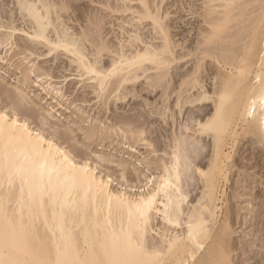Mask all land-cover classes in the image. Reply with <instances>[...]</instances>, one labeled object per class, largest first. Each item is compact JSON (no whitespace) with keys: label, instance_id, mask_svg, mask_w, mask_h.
Returning a JSON list of instances; mask_svg holds the SVG:
<instances>
[{"label":"bare ground","instance_id":"6f19581e","mask_svg":"<svg viewBox=\"0 0 264 264\" xmlns=\"http://www.w3.org/2000/svg\"><path fill=\"white\" fill-rule=\"evenodd\" d=\"M178 4L0 0V46L33 62L21 69L23 85L63 97L49 80L64 84L73 75L88 82L82 102L92 94L108 112L134 101L146 121L95 124L90 138L113 140L109 130L119 125L152 153L162 151L145 159L159 175L132 194L0 109V264H237V224L264 220V205L239 204L252 177L238 160L244 142L264 143V0H203L189 45ZM60 68L76 74L58 76ZM154 119L169 133L165 147L149 136ZM120 166L123 178L138 175ZM235 168L242 173L228 195ZM245 241L242 250L264 264V242Z\"/></svg>","mask_w":264,"mask_h":264},{"label":"rangeland","instance_id":"374dc122","mask_svg":"<svg viewBox=\"0 0 264 264\" xmlns=\"http://www.w3.org/2000/svg\"><path fill=\"white\" fill-rule=\"evenodd\" d=\"M180 2L181 4L183 3V6ZM178 5H180L179 9L182 7V14L184 16L183 22L180 23L181 27L183 26L185 30H187V32L185 31V35H188V43L186 44L189 45V40L196 41V30L192 29L197 24H200L202 20L199 18V12H203V0H179ZM178 5L173 7L172 10H176ZM187 22L194 23L195 25L188 24L186 26L185 23ZM177 39H179V37H177ZM181 40H183V38ZM181 40L179 42H182ZM7 50L9 51L7 52ZM17 51L18 49H16L15 46H0V86L2 89V93L0 90V109L5 110L9 115H17L19 118L26 120L34 130L43 132L56 143L62 145L76 161H87L94 167H97V171L101 172L102 175L112 177L114 180L112 185L113 188L126 189L132 194L135 193V191L138 194V191L140 192L147 189V187H144L147 183V179L158 176L159 171L155 170L154 167H148L145 163V159L158 158V156L162 154V151L158 154L152 153L153 147H148L143 143H136L131 137V134L121 133L119 125L109 130H112V132L114 131V135L112 136L113 140L109 138L104 140L99 136L90 138V128L95 124H100V128H104L105 126H114L119 121L126 118H133L137 121L145 119L146 121L148 115L145 113L147 117L144 118L143 108L135 105V103H133L134 101H131L125 109L113 108L112 110L109 109L107 112V108L105 109V107L101 105L99 99H94V95L92 94L89 96V99H91L90 102H82L80 101L81 97H79V95H82L86 90L85 86L88 82L83 81L78 83L80 79L73 75L70 76L64 84H59V82L64 81V78L49 80V84L52 82L53 86L62 89L63 97L55 94H48L43 90V87H39V84L23 85L20 81L21 69L31 67L33 62L29 64V60H24V55L14 56ZM64 56L65 55L60 56V61L68 60V58ZM32 59H34V56L31 57V60ZM35 63L38 64L39 60H36ZM55 63L56 61L49 62L46 66ZM192 63L193 62H189L185 67H190ZM19 66L20 69H18ZM61 68L58 71V76L76 74ZM31 76L34 80V74ZM71 79L72 81H70ZM45 81L46 80H43L42 84ZM69 82L73 83L72 87L74 89L71 88L70 90L68 89L69 87L67 88V86L71 84ZM47 86L46 84L45 87ZM144 95L146 98L147 94L145 92ZM154 97L155 94L149 98V101L153 102L156 100ZM98 118L102 120V123H100L99 120L97 121ZM150 121H153V123H148V125L150 124V128H152L151 125H153L154 131L157 132L155 134L153 133L154 135L151 133L152 135H149L150 138H157V140L163 143V147H165L164 134L167 135L169 133L164 131L166 129H161L162 125H160L159 120L154 119L149 120V122ZM156 129L158 131H156ZM159 131H161L160 134ZM238 160L241 163L240 167L243 165V162L249 164V173H251L252 177L249 179L252 186L247 189L248 191L246 190L247 193H249L246 195L247 201H243L239 204L248 206V203H250V207L254 206L255 208H260L264 205V143L253 145L252 142H244L241 145L240 153H238ZM120 164H125L131 172H133L134 169L137 170L138 175L136 176L134 173L130 175V173L126 172V176L123 178L122 174L124 170ZM240 173L242 172L239 168H235L231 173V181L228 183L227 187L228 195L232 194L233 188L237 186V179L240 178ZM251 187H253L254 190H251ZM252 196L254 201L252 200ZM236 227L237 233L234 235L233 242L235 247V261L237 264H242L247 259L246 264H259L261 260L260 257L256 256V253L249 249L247 253H245L242 250L241 242L246 240L244 242L246 244L257 241L258 247H261L264 242V220L263 222L261 220L258 222L250 221L247 224L242 220ZM246 234H248V236L245 237ZM247 240L250 242H247ZM247 245V248L250 247L249 244Z\"/></svg>","mask_w":264,"mask_h":264}]
</instances>
